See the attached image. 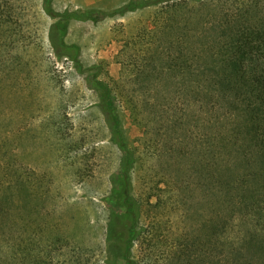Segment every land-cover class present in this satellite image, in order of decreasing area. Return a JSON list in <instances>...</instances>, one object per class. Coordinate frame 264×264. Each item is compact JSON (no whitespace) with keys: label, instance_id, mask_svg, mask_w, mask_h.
Returning a JSON list of instances; mask_svg holds the SVG:
<instances>
[{"label":"trees","instance_id":"obj_1","mask_svg":"<svg viewBox=\"0 0 264 264\" xmlns=\"http://www.w3.org/2000/svg\"><path fill=\"white\" fill-rule=\"evenodd\" d=\"M144 8H153L152 20L137 39L124 42L126 57L119 61L120 78L132 86L127 95L100 77L101 65L85 66L80 45L65 39L70 19L100 20L107 13L60 11L53 0H41L42 11L52 19L47 31L52 55L86 76L109 139L120 151L109 177L104 248L96 264H153L149 255L136 258L133 252L146 239L147 225L132 183L137 155L122 125L124 103L157 134L170 115L166 111L178 104L194 107V120H201L193 126L200 156L196 187H204L209 212L200 216L197 231L172 242L159 264H264V0H129L115 12ZM169 89L175 101H159ZM28 178L12 181L0 175V264H93L81 246L62 251L65 239L58 232L33 252L26 222L33 209H40L32 207ZM189 185L190 180H180L176 187L181 191ZM176 200L185 204L182 194ZM19 208L23 216L14 215ZM52 251H60L56 259Z\"/></svg>","mask_w":264,"mask_h":264},{"label":"rangeland","instance_id":"obj_2","mask_svg":"<svg viewBox=\"0 0 264 264\" xmlns=\"http://www.w3.org/2000/svg\"><path fill=\"white\" fill-rule=\"evenodd\" d=\"M128 1L53 0L60 11L94 8L107 13L100 20L70 19L65 39L80 45L85 66L101 65L100 77L127 95L132 86L120 78L119 63L126 57L124 42L137 39L153 16V8L115 12ZM51 21L41 0H0V175L12 181L29 177L33 194L43 197L38 202L34 196L32 207L40 211L33 209L26 222L34 237L33 252L51 243L58 232L65 239L62 251L76 252L81 246L96 264L104 248L109 177L120 151L109 139L86 76L68 60L52 55L47 40ZM172 91L160 93L159 101L174 102ZM128 107L127 103L122 107V125L137 155L132 183L142 199V221L147 225L146 239L133 252L136 258L149 255L153 264H159L172 242L180 234L197 231L201 217L209 212L204 187H196L200 156L193 146L197 145L193 131L201 120H194V107L178 104L166 111L170 115L157 134L150 123L140 124ZM182 141L189 145L184 148ZM180 180H190V185L180 191L176 187ZM180 194L182 206L176 202ZM20 213L21 208L14 211L16 216ZM60 251L50 255L56 259Z\"/></svg>","mask_w":264,"mask_h":264}]
</instances>
